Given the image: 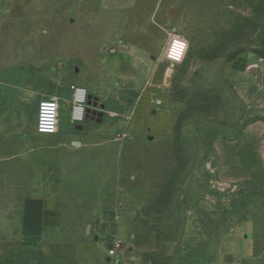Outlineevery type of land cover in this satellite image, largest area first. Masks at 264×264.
Returning <instances> with one entry per match:
<instances>
[{"label":"rangeland","instance_id":"obj_1","mask_svg":"<svg viewBox=\"0 0 264 264\" xmlns=\"http://www.w3.org/2000/svg\"><path fill=\"white\" fill-rule=\"evenodd\" d=\"M0 74L33 135H0V264H264V0H0ZM76 87L102 122L35 135ZM38 186L60 221L31 244Z\"/></svg>","mask_w":264,"mask_h":264},{"label":"crops","instance_id":"obj_2","mask_svg":"<svg viewBox=\"0 0 264 264\" xmlns=\"http://www.w3.org/2000/svg\"><path fill=\"white\" fill-rule=\"evenodd\" d=\"M33 95L37 96L38 93L33 92ZM8 96L9 94L7 95V93L5 94V96H3L2 93H0V135L2 134L10 135L12 133L17 134V135L23 134L26 136L28 140H32L33 135L26 134L28 132L25 130L27 128L26 121L25 120L22 121L21 119H19L18 114L15 112L13 113L12 109L9 107L8 105L9 97ZM40 96L42 98L40 102L44 99H50L52 97L58 98L61 110L62 108L67 106L69 108V111L71 112L72 91H71V99L68 102H64L65 100L64 92L61 89L58 90V92L55 90H49L45 93H41ZM60 124H59V132L53 136L66 135L67 133H69V131L62 132ZM69 124L73 125L70 123V119H69ZM33 133L35 135L37 134L35 128L33 130ZM33 189H35L34 186H33ZM36 190L38 192V195L35 197V199H32L27 202L28 203L27 208L30 210V212L34 213V216L29 217L28 223L26 225V232H25V239L30 240L29 242L31 244L37 243L40 236H43V234L45 233L46 227H48L49 225H56L60 221L58 212L54 208L51 207L53 203L54 195L50 191L47 192L44 186L43 187L38 186ZM40 190H42V192H40ZM97 223H99L102 226V228L106 226L105 227V230H106L107 226H112L113 216L107 215L105 213H101L97 216ZM112 234L113 233L111 230L108 233V235L111 236ZM232 259L236 261L234 256L228 258L229 261H231ZM247 260H249L251 264H260L259 260H257L254 257L252 248H250L248 252ZM239 264H240V259H239Z\"/></svg>","mask_w":264,"mask_h":264},{"label":"built area","instance_id":"obj_3","mask_svg":"<svg viewBox=\"0 0 264 264\" xmlns=\"http://www.w3.org/2000/svg\"><path fill=\"white\" fill-rule=\"evenodd\" d=\"M175 39H180L183 40L181 37H179L175 33H169L168 34V41L167 44L164 48V57H166L169 60L174 61V59L169 58V49L172 45V41ZM188 51V48L184 50L181 54L182 60L186 56ZM78 89H83L81 87H76L75 89L72 90V103H71V112H70V122L73 125H77L82 123L86 119V111L88 108V96L89 94L84 90V100L81 103L79 100L76 99L78 93ZM42 102H46L48 105H54V107H48L43 115H42V108L41 104ZM83 108V113H80L77 109ZM60 103L58 98L52 97L50 99H44L39 103L38 106V113L36 117V125H35V130L38 135L41 136H53L56 135L59 132V124H60ZM74 113L76 118H74ZM83 116V119H80V116ZM42 124L43 128L42 129ZM121 250V243L119 241H114L108 246V256L110 258H116L118 257L119 251ZM227 264H232V263H227Z\"/></svg>","mask_w":264,"mask_h":264},{"label":"clouds","instance_id":"obj_4","mask_svg":"<svg viewBox=\"0 0 264 264\" xmlns=\"http://www.w3.org/2000/svg\"><path fill=\"white\" fill-rule=\"evenodd\" d=\"M188 48V42L186 40H180V39H175L172 41V45L169 49V58L170 59H175L176 61H180L181 60V54L184 50H186ZM77 97L76 99L79 100L81 103L84 100V90L83 89H78L77 90ZM48 107H54V105H48L46 102H42L41 104V108H42V115L44 113V111L48 108ZM80 113H83V108H79L77 109ZM74 118H76L75 113H74ZM80 119H83V116L81 115L79 117ZM43 128V124H42V129Z\"/></svg>","mask_w":264,"mask_h":264},{"label":"water","instance_id":"obj_5","mask_svg":"<svg viewBox=\"0 0 264 264\" xmlns=\"http://www.w3.org/2000/svg\"><path fill=\"white\" fill-rule=\"evenodd\" d=\"M118 85H120V82H118ZM92 102H93V103H92ZM98 102H99V99H98V98H96V97H94V96H92V95H89V96H88V102H87L89 108H87L86 113L92 112L93 114H97L96 111H92V110H91V106H97V105H99ZM100 107H101V108H104L105 106H104L103 104H100ZM103 116H104L103 113H98V118H99V119L97 120L98 123H101V122H102V120H103ZM85 121L88 122V117H87V116H86V120H85ZM75 128H76L77 130H82V126H80V125L76 126ZM248 238H249V236H248Z\"/></svg>","mask_w":264,"mask_h":264},{"label":"flooded vegetation","instance_id":"obj_6","mask_svg":"<svg viewBox=\"0 0 264 264\" xmlns=\"http://www.w3.org/2000/svg\"><path fill=\"white\" fill-rule=\"evenodd\" d=\"M93 103V102H92ZM89 108V106H88ZM95 108L94 106H91V109ZM86 116L88 117V122L94 123L95 120H98V114H93L92 112L86 113Z\"/></svg>","mask_w":264,"mask_h":264},{"label":"bare ground","instance_id":"obj_7","mask_svg":"<svg viewBox=\"0 0 264 264\" xmlns=\"http://www.w3.org/2000/svg\"><path fill=\"white\" fill-rule=\"evenodd\" d=\"M172 77V74L171 72H167V75H166V80H169L170 78ZM5 96V95H4ZM4 99V98H3ZM116 116V115H115Z\"/></svg>","mask_w":264,"mask_h":264},{"label":"trees","instance_id":"obj_8","mask_svg":"<svg viewBox=\"0 0 264 264\" xmlns=\"http://www.w3.org/2000/svg\"><path fill=\"white\" fill-rule=\"evenodd\" d=\"M247 126H248V123L244 124V125H243V128H246Z\"/></svg>","mask_w":264,"mask_h":264}]
</instances>
